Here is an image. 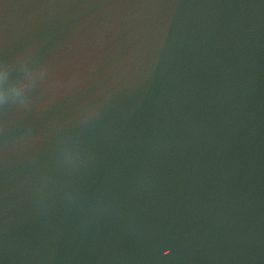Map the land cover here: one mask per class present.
<instances>
[{
    "label": "water",
    "instance_id": "water-1",
    "mask_svg": "<svg viewBox=\"0 0 264 264\" xmlns=\"http://www.w3.org/2000/svg\"><path fill=\"white\" fill-rule=\"evenodd\" d=\"M0 264H264V0H0Z\"/></svg>",
    "mask_w": 264,
    "mask_h": 264
},
{
    "label": "snow or ice",
    "instance_id": "snow-or-ice-1",
    "mask_svg": "<svg viewBox=\"0 0 264 264\" xmlns=\"http://www.w3.org/2000/svg\"><path fill=\"white\" fill-rule=\"evenodd\" d=\"M8 81V73L0 66V89H2Z\"/></svg>",
    "mask_w": 264,
    "mask_h": 264
}]
</instances>
